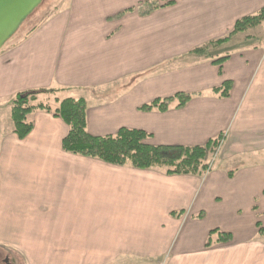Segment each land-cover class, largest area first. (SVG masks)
Here are the masks:
<instances>
[{"label": "crops", "instance_id": "crops-1", "mask_svg": "<svg viewBox=\"0 0 264 264\" xmlns=\"http://www.w3.org/2000/svg\"><path fill=\"white\" fill-rule=\"evenodd\" d=\"M143 1L60 0L0 51V264H264V31L191 53L264 0H172L142 17ZM227 81V98L211 93ZM38 89L56 91L53 110L84 99L92 136L127 128L151 135L148 145L194 147L222 134L221 148L204 177L168 176L64 152L68 127L53 112L32 113L19 140L6 128L10 100ZM177 93L200 95L138 110ZM213 229L232 241L206 249Z\"/></svg>", "mask_w": 264, "mask_h": 264}, {"label": "trees", "instance_id": "trees-1", "mask_svg": "<svg viewBox=\"0 0 264 264\" xmlns=\"http://www.w3.org/2000/svg\"><path fill=\"white\" fill-rule=\"evenodd\" d=\"M172 4V0H168L164 4H160L158 0H144L137 10L138 14L143 17L150 15L159 8L171 6ZM57 5L58 3L54 5V9ZM130 11H133V9H129L125 12ZM54 12L55 11L52 10L51 13L47 14L39 23L32 25L30 29L22 31L16 38V41L19 43L27 39L32 33L39 29ZM125 12L120 13L116 18L121 17ZM263 21L264 7L253 15L237 20L227 37L209 42L202 47L194 49L191 53L200 57H207L208 49L228 43L233 36L244 34L250 28L259 26ZM6 46L12 47L13 44ZM225 59L226 58L219 59L215 61V63L220 66ZM231 89L232 83L227 81L222 83L220 87L211 90V93L218 98H227ZM55 92L56 91L53 89H38L21 92L10 100L12 132L19 140L26 138L33 130V123L28 120L32 113L36 111L53 112L54 115L60 118L68 127V134L62 140V149L66 153L97 159L112 166H130L138 170L161 169L168 176L191 175L204 177L212 169L207 161L208 156L214 154L221 146L223 140L222 134L209 140L202 146L194 147L148 145L145 143V140L151 135L141 130L127 128L119 129L114 135L92 136L86 130V101L82 98H67L60 101L58 107L53 110L50 107L49 98ZM199 95L200 94L177 93L167 98L153 100L141 106L138 110L141 112L157 111L165 113L171 108H183L194 97ZM228 176L231 177L232 172H229ZM172 215L175 216L173 213ZM203 217L204 213H199L195 216L196 219H202ZM256 228L258 229V235L264 236V227L260 223L256 224ZM231 240L232 235L230 233H224L218 229H213L209 231L204 247L208 249L214 245L226 244Z\"/></svg>", "mask_w": 264, "mask_h": 264}, {"label": "water", "instance_id": "water-1", "mask_svg": "<svg viewBox=\"0 0 264 264\" xmlns=\"http://www.w3.org/2000/svg\"><path fill=\"white\" fill-rule=\"evenodd\" d=\"M43 0H0V51Z\"/></svg>", "mask_w": 264, "mask_h": 264}, {"label": "rangeland", "instance_id": "rangeland-1", "mask_svg": "<svg viewBox=\"0 0 264 264\" xmlns=\"http://www.w3.org/2000/svg\"><path fill=\"white\" fill-rule=\"evenodd\" d=\"M168 0H158V2L160 4H164L166 3ZM59 1L57 0H43L42 4L38 7V9L23 23V25L19 28V30L17 31V33L13 36V38L6 44V45H9V44H13L15 42V39L18 37V35H20V33L24 30H27V29H30L32 27V25L36 24V23H39L41 19H43L45 16H47V14H50L52 10L56 11L58 9V6H55L56 8L54 9V5L56 3H59ZM60 4V3H59ZM138 9V7L136 8V10ZM129 10V9H127ZM126 10V11H127ZM125 12V11H123ZM138 12V10H137ZM122 13V12H121ZM255 29V30H254ZM254 30V31H253ZM259 31H264V21L262 22L261 26H257V27H253V28H250L249 30H247V35H253V36H244V34H240L238 37V39H242L243 38H246V39H250V40H253L255 39V37L257 38L256 35H259ZM245 33V34H246ZM253 33V34H252ZM238 35V34H237ZM255 36V37H254ZM227 37V36H226ZM234 37V36H233ZM249 37V38H247ZM225 38V37H224ZM17 40V39H16ZM256 40V39H255ZM252 41V44H255V42ZM226 44V43H225ZM5 45V46H6ZM5 46L3 48H5ZM6 128L7 129H11L12 128V123L11 122H8L6 124ZM221 146L214 152V154L208 156V163H209V166L212 167V164L215 160V157L216 155L218 154L219 150H220ZM262 218V221H264V214L261 216ZM260 237H264V236H260ZM232 241V240H231ZM230 241V242H231ZM230 242L226 243V244H229ZM226 244H219V245H214L212 247H210L211 249H218V248H221V245L224 246ZM216 246V247H215ZM264 246V245H263ZM215 247V248H214ZM218 247V248H217ZM208 248V249H210ZM218 252V251H217ZM263 252H264V247H263Z\"/></svg>", "mask_w": 264, "mask_h": 264}]
</instances>
